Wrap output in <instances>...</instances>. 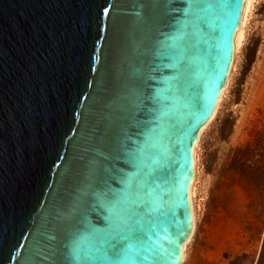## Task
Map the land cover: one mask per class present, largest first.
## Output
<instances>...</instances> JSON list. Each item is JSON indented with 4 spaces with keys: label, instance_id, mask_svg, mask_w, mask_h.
I'll return each instance as SVG.
<instances>
[{
    "label": "water",
    "instance_id": "water-1",
    "mask_svg": "<svg viewBox=\"0 0 264 264\" xmlns=\"http://www.w3.org/2000/svg\"><path fill=\"white\" fill-rule=\"evenodd\" d=\"M189 2L0 0V264H77L68 234L84 215L98 218V179L136 171L114 159L115 146L152 67V94L165 106L154 161L140 173L151 205L142 223L160 237L155 245L174 250L165 264L182 263L194 148L227 83L246 0H196L186 48L163 60L159 30L172 32L173 9Z\"/></svg>",
    "mask_w": 264,
    "mask_h": 264
},
{
    "label": "rangeland",
    "instance_id": "rangeland-1",
    "mask_svg": "<svg viewBox=\"0 0 264 264\" xmlns=\"http://www.w3.org/2000/svg\"><path fill=\"white\" fill-rule=\"evenodd\" d=\"M222 99L195 145L193 233L181 264H256L264 240L261 187L250 171L224 173L230 149L264 165V0H253ZM259 264H264V251Z\"/></svg>",
    "mask_w": 264,
    "mask_h": 264
},
{
    "label": "snow or ice",
    "instance_id": "snow-or-ice-1",
    "mask_svg": "<svg viewBox=\"0 0 264 264\" xmlns=\"http://www.w3.org/2000/svg\"><path fill=\"white\" fill-rule=\"evenodd\" d=\"M201 8V4L191 0L187 7L173 9L177 15L166 25L172 32L160 29L157 37L159 58L172 60L186 48L189 29L195 24L196 12ZM163 67L167 70L176 65ZM151 73L142 81L143 87L136 90L133 101L136 111L122 129L115 146L114 159L125 158L136 171L128 174L118 168L109 170L111 183L123 186L120 191L114 190L109 180L98 179V187L91 191L94 201L91 207L98 210V218L93 223L84 215L68 234L70 255L77 264H145L148 253H151L152 264H165L174 254V250L155 245L153 238L160 237L151 224L145 227L142 223L143 217L149 215L145 209L151 205L141 196L146 181L140 173L146 172L147 164L154 161L152 135L159 127L155 114L163 112L165 106V102L152 94L151 88L159 68L152 67ZM142 113L152 118H140Z\"/></svg>",
    "mask_w": 264,
    "mask_h": 264
},
{
    "label": "trees",
    "instance_id": "trees-1",
    "mask_svg": "<svg viewBox=\"0 0 264 264\" xmlns=\"http://www.w3.org/2000/svg\"><path fill=\"white\" fill-rule=\"evenodd\" d=\"M253 150L251 149L250 146L246 147H236L234 149H230L227 157L224 162V173L226 175L228 174H236L244 171H250L251 175L253 176V180L256 184H258L259 187H261V196L264 202V165L262 167V172H261V179L258 181L257 175L255 173V166L254 163L252 162ZM264 251V240L262 243L260 255L258 258V262L256 264H259L260 259L262 258Z\"/></svg>",
    "mask_w": 264,
    "mask_h": 264
},
{
    "label": "bare ground",
    "instance_id": "bare-ground-1",
    "mask_svg": "<svg viewBox=\"0 0 264 264\" xmlns=\"http://www.w3.org/2000/svg\"><path fill=\"white\" fill-rule=\"evenodd\" d=\"M252 1L253 0H246L245 4H244V8H243V13H242V19H241V24H240V27H239V30L238 32L236 33V36H235V42H234V49L235 51L237 52L238 49H239V46L241 45V40L243 38V33H244V27H245V24H246V20H247V15H248V11L250 10V7H251V4H252ZM226 90H223L222 91V94H221V97L224 96ZM220 97V99H222ZM212 119V118H211ZM195 149V148H194ZM195 151V150H194ZM196 152V151H195ZM194 152L195 156H196V153ZM195 158V157H194ZM196 159V158H195ZM194 159V160H195ZM194 196V186H193V183L191 185V189H190V201H191V198ZM184 249H185V246L183 248V257L185 255L184 253Z\"/></svg>",
    "mask_w": 264,
    "mask_h": 264
}]
</instances>
